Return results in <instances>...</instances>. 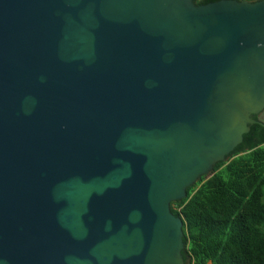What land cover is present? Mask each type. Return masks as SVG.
<instances>
[{
  "label": "water",
  "instance_id": "95a60500",
  "mask_svg": "<svg viewBox=\"0 0 264 264\" xmlns=\"http://www.w3.org/2000/svg\"><path fill=\"white\" fill-rule=\"evenodd\" d=\"M255 124L264 0H0V264H185Z\"/></svg>",
  "mask_w": 264,
  "mask_h": 264
},
{
  "label": "trees",
  "instance_id": "16d2710c",
  "mask_svg": "<svg viewBox=\"0 0 264 264\" xmlns=\"http://www.w3.org/2000/svg\"><path fill=\"white\" fill-rule=\"evenodd\" d=\"M207 178L171 204L184 223L185 263L264 264V126L252 125L232 160Z\"/></svg>",
  "mask_w": 264,
  "mask_h": 264
},
{
  "label": "rangeland",
  "instance_id": "374dc122",
  "mask_svg": "<svg viewBox=\"0 0 264 264\" xmlns=\"http://www.w3.org/2000/svg\"><path fill=\"white\" fill-rule=\"evenodd\" d=\"M247 1H251V2H253V1H258V0H247ZM185 264H187V263H185Z\"/></svg>",
  "mask_w": 264,
  "mask_h": 264
},
{
  "label": "flooded vegetation",
  "instance_id": "af4514ba",
  "mask_svg": "<svg viewBox=\"0 0 264 264\" xmlns=\"http://www.w3.org/2000/svg\"><path fill=\"white\" fill-rule=\"evenodd\" d=\"M254 119H258V117H254Z\"/></svg>",
  "mask_w": 264,
  "mask_h": 264
}]
</instances>
